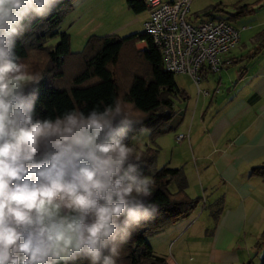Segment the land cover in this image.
Here are the masks:
<instances>
[{"label": "clouds", "instance_id": "clouds-1", "mask_svg": "<svg viewBox=\"0 0 264 264\" xmlns=\"http://www.w3.org/2000/svg\"><path fill=\"white\" fill-rule=\"evenodd\" d=\"M58 2L0 0V264H117L132 232L158 211L144 203L154 181L141 174L132 143L151 130L119 99L35 118V94L25 89L41 78L14 49Z\"/></svg>", "mask_w": 264, "mask_h": 264}, {"label": "crops", "instance_id": "crops-1", "mask_svg": "<svg viewBox=\"0 0 264 264\" xmlns=\"http://www.w3.org/2000/svg\"><path fill=\"white\" fill-rule=\"evenodd\" d=\"M85 2L91 0H75L66 18L87 12ZM207 2L204 8L220 0ZM109 11L115 10L110 7ZM127 11L123 10L125 22L119 27L125 32L123 37L141 34L147 11ZM222 17L226 15L215 18ZM237 26L244 29L238 45L226 55L230 64L218 73L202 72L197 86L187 75V86L176 85L170 121L173 144L167 165L178 168L182 161L193 163L191 174L183 170L185 192L191 195V180L196 181L206 199L197 216L189 218L199 210L195 207L167 233H161L169 243L167 252L148 243V255L154 259L168 258L174 264H264V48L250 56L264 21L254 17L252 23ZM248 30L246 36L243 32ZM134 48L145 51L146 41H136ZM179 134L183 139H177ZM163 139L159 136L157 145L162 147Z\"/></svg>", "mask_w": 264, "mask_h": 264}, {"label": "trees", "instance_id": "trees-1", "mask_svg": "<svg viewBox=\"0 0 264 264\" xmlns=\"http://www.w3.org/2000/svg\"><path fill=\"white\" fill-rule=\"evenodd\" d=\"M75 0H59L46 17H36L25 33L16 39L15 53L27 66V71L40 77L38 84L30 85L25 95L35 94V118H55L66 111L79 110L87 114L94 107L103 109L117 99L142 125L150 129L151 142L172 132L170 121L174 116L173 103L177 95L174 74L162 67L160 50L144 34L125 37L90 36L80 52H70L69 34L61 31L60 24L71 11ZM127 8L134 14L146 10L143 0H125ZM264 0L234 7L223 12L216 5L207 7L203 14L223 12L228 21L234 22L253 14ZM57 38L51 47L46 41ZM145 40L147 49L137 51L134 43ZM256 46L250 55L264 48V30L255 35ZM68 59H72L71 62ZM127 70V84L123 86V69ZM68 69L71 73L68 74ZM241 72V71H240ZM128 86V87H127ZM141 125H136L139 128ZM132 133H129L131 137ZM126 143L131 144V139ZM157 150L145 148L135 150L141 157L140 172L153 178V191L144 199L146 205L158 208L153 219L143 222L121 247L117 264H174L170 259H154L148 255L146 236L156 233L172 222L186 217L198 205L199 200L189 198L186 179L181 168L164 165L155 170L153 165ZM175 183V192L169 186ZM64 264V262H58ZM67 264H90L80 258Z\"/></svg>", "mask_w": 264, "mask_h": 264}, {"label": "built area", "instance_id": "built-area-1", "mask_svg": "<svg viewBox=\"0 0 264 264\" xmlns=\"http://www.w3.org/2000/svg\"><path fill=\"white\" fill-rule=\"evenodd\" d=\"M143 3L148 19L141 34L159 48L164 71L187 75L197 86L202 72L218 73L231 63L226 55L238 45L243 26L225 17L188 21L191 0H143ZM176 137L181 140L184 136Z\"/></svg>", "mask_w": 264, "mask_h": 264}, {"label": "rangeland", "instance_id": "rangeland-1", "mask_svg": "<svg viewBox=\"0 0 264 264\" xmlns=\"http://www.w3.org/2000/svg\"><path fill=\"white\" fill-rule=\"evenodd\" d=\"M103 1L104 0H101V3L99 4V6L97 4L99 0H91V2H88V3L85 2L83 4H85L84 8L85 6L88 7L87 12H84V13L81 12L79 14L74 13L73 16H75L76 14L77 15L76 18L74 19L73 17V18H70L69 20L67 19L68 18L67 16L69 15L68 13L65 16V18L66 17L67 18L63 19L65 23H62L63 25L61 26V29L62 31L63 29L66 30L69 34L71 53L74 54L76 52H80L83 49L86 40L90 36L100 37V36L112 35L118 38L123 37L125 32L121 30V28L119 27L122 26L125 22V14L123 10H128V9H125L127 8L125 4V0H105L104 2ZM207 1L208 0H191L189 12L186 16L187 17L186 19L188 21L193 22L194 20H198V19L215 18L219 14H224L223 12L233 11L234 7L237 5H242L246 3L251 4L256 0H220V2H217V3L214 2V4H211V6L209 7L211 8L214 5H216L219 9H222L223 12L214 11L210 16H206L203 14L204 9H206L204 7H206L207 3H209ZM110 7H112L115 11L110 12L109 11ZM258 10L260 12L259 16L256 14H251V15H248L246 17L239 19L238 21H234L233 23H235L236 25H239V24L247 25V24L252 23V21L254 20V17L264 21V6L258 7L256 11ZM127 12L129 13L130 11H127ZM71 22H75L76 24H73V27H69V24ZM249 32L250 31L248 30L246 33L245 32L243 33L247 36V33ZM56 42H57V38H53L51 40H47L46 44L47 46L51 47ZM69 60L71 62L72 59H68V62ZM70 73H71V69H68V74ZM123 73L124 74L122 75V70H121V76H123V81H126V82H123L122 87L124 88L126 85H128L127 84L128 83L127 82L128 73H127L126 68L123 69ZM174 77H175V83L178 87H185L190 82L189 79L184 75L175 74ZM176 100L177 98L175 97L173 101L175 102ZM170 134H172V132L162 135V136H165V139H163L162 147L157 145L156 139L158 137L154 140V142H151L149 138V134L146 137L141 138L139 142L133 141L132 143L134 145V149L137 151L143 150L145 148H151L152 150H157L154 165H153L154 169L157 170L161 168L162 166L167 165V162L169 161L171 157L170 151L172 149L173 138H172V135ZM169 165L171 166V164H168V166ZM177 165H179L178 168H181L182 171L185 170V173L191 174L190 168L193 167V163L187 164L185 161H182ZM195 182L191 180V183H192L191 188H190L191 195H188V196L189 198L193 200H199L200 204L196 206V208L198 207L199 209V207L204 204L206 196L203 193V191L198 188L199 186H196ZM186 183H187V180H186ZM176 188L177 186L175 183H172L169 186V190L171 192H175ZM199 211L200 209L190 214L189 218L192 219L195 216H197V214H199ZM174 224L175 223L172 222L170 225L166 226L164 229L156 233L147 235L146 241L151 245L153 244V245L160 246V249H162V252L163 251L167 252L169 243L167 244L168 240L166 239V237L162 238L161 233H164V232L167 233L168 228L169 227L171 228V226L173 227ZM177 226H180V225L177 224Z\"/></svg>", "mask_w": 264, "mask_h": 264}]
</instances>
